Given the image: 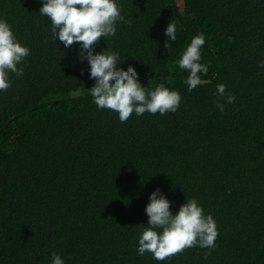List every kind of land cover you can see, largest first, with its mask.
Returning a JSON list of instances; mask_svg holds the SVG:
<instances>
[{"label":"trees","instance_id":"1","mask_svg":"<svg viewBox=\"0 0 264 264\" xmlns=\"http://www.w3.org/2000/svg\"><path fill=\"white\" fill-rule=\"evenodd\" d=\"M119 4L126 22L96 51H118L146 90H178L176 112L121 123L97 108L87 62L77 44L51 42L41 0H0V18L31 49L23 76L0 91V264H50L54 251L66 264H264V0ZM200 33L208 72L189 92L177 62ZM157 187L174 210L196 199L213 216L214 248L137 254Z\"/></svg>","mask_w":264,"mask_h":264},{"label":"clouds","instance_id":"2","mask_svg":"<svg viewBox=\"0 0 264 264\" xmlns=\"http://www.w3.org/2000/svg\"><path fill=\"white\" fill-rule=\"evenodd\" d=\"M41 4L38 14L50 21L51 42H62L66 49L78 45L77 58L81 63L87 62L89 78L95 81L90 91L97 108L114 111L121 123L133 113L139 117L145 112L164 115L178 110L181 103L178 90L164 84L146 90L134 66L129 65L126 70L120 67L124 61L118 51L108 47L96 51L101 39L105 41L104 38L115 36L117 24L126 22L119 0H41ZM164 35L169 41H176L174 23H168ZM205 43L203 33L194 36L177 62L178 67L188 73L189 92L201 85V74L208 72L207 65L201 63V48ZM170 46L171 43L166 41L164 47L169 50ZM30 53L31 49L17 38L12 25L0 18V91L11 87L12 74L23 76L22 65ZM258 67H264V61L259 62ZM216 95L228 104L235 100L233 95H226L224 84L217 85ZM216 107L224 111V104L219 99ZM148 199L145 207L148 220L137 241L138 255L149 252L154 260L165 261L186 248L215 247L216 221L212 215L204 214L196 199H186L178 210H174L172 202L158 187ZM50 264H66V261L54 251Z\"/></svg>","mask_w":264,"mask_h":264}]
</instances>
